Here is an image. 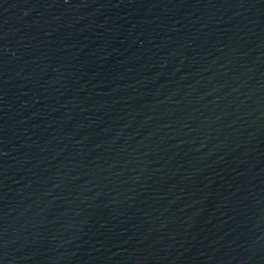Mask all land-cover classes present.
<instances>
[{"label":"water","instance_id":"obj_1","mask_svg":"<svg viewBox=\"0 0 264 264\" xmlns=\"http://www.w3.org/2000/svg\"><path fill=\"white\" fill-rule=\"evenodd\" d=\"M0 264H264V0H0Z\"/></svg>","mask_w":264,"mask_h":264}]
</instances>
